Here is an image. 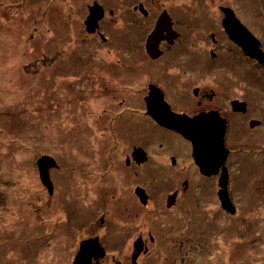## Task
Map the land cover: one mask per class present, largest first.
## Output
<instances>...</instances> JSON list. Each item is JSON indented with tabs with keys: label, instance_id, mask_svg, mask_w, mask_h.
<instances>
[{
	"label": "rangeland",
	"instance_id": "1",
	"mask_svg": "<svg viewBox=\"0 0 264 264\" xmlns=\"http://www.w3.org/2000/svg\"><path fill=\"white\" fill-rule=\"evenodd\" d=\"M141 3L150 13L174 12L198 51L215 33L229 62L231 98L239 86L252 105L249 119L263 123L253 131L231 120L228 147L244 151L232 159L234 214L223 213L218 198H200L203 187L222 190V173L193 180L198 193L186 210L166 208L179 173L146 176L155 200L149 213L131 202L138 182L125 158L136 129L123 123L120 133L110 112L142 89L138 78L125 82L129 57H143L147 25L134 12ZM221 6L264 51V0H0V264H73L90 238L107 253L102 264H133V242L148 233L157 242L135 264H264V65L223 38ZM95 7L102 16L92 28ZM44 156L56 162L48 168L54 194L37 164Z\"/></svg>",
	"mask_w": 264,
	"mask_h": 264
},
{
	"label": "flooded vegetation",
	"instance_id": "2",
	"mask_svg": "<svg viewBox=\"0 0 264 264\" xmlns=\"http://www.w3.org/2000/svg\"><path fill=\"white\" fill-rule=\"evenodd\" d=\"M219 9L222 14L220 33L223 38L233 43L236 49L241 51L243 59L249 60L255 65H264L259 60L257 61L245 54L243 48L230 37L226 23L230 25L234 21L231 19L227 22V14L232 12L235 18L252 34L248 27L235 12L227 9L230 12L228 13L223 6ZM134 12L139 13V17L146 21L147 30L142 43L143 57L140 60L141 62L134 61L132 57H129V63H127L129 80L125 82L127 85L132 86L133 80L138 78L142 84V89L137 94L133 92L137 96L133 102H130L129 106H122L123 103H118L117 101L115 106H113L112 112H110V121L114 125V129H119L120 133L124 129L122 127L123 123L129 132L136 129L135 138L129 137L131 142L125 158L127 166L136 169L133 175L138 182L136 185H132L131 202L139 207V211L149 213L151 208L149 205L155 200L149 189L144 185V181L147 179L146 176L150 178L154 173H161L163 176L165 173L176 175L179 173L180 177L178 179L177 176V182L174 183L175 186H171L174 190L168 195L166 208L171 211L186 210L184 206L192 199L191 195L195 191L198 193V188L192 184L193 180L218 179L221 173H228L230 179L232 159L235 158V154L239 153L237 158H240V155L244 153L242 150L238 152V145L237 147L235 144L232 145V149L228 147L229 142L232 141L228 139L230 128L233 125L231 120L238 121L239 127L242 128H245L247 123L248 129L250 128L253 131L261 128L263 123L259 120L249 119L250 115H252V105L246 96L241 98L242 89L239 86L235 94L237 97L231 98L228 86L229 62L227 58H222L221 51L224 48L220 47L215 33H210V36L205 37L201 41L200 44L203 46L201 47V52L195 48L196 38L192 39L188 35H183L181 31L182 25L175 22L174 12L171 13L169 10L164 9L150 13L143 3L139 6L134 4ZM223 18L226 19L223 20ZM189 28L194 30L193 27L189 26ZM232 28L234 27L232 26ZM201 34L207 36L208 33L204 31ZM95 35H97L96 32ZM99 36L106 42V38L101 32ZM179 47L180 49H178ZM220 49L221 51H219ZM134 115H137L136 124L133 121ZM205 115L210 116L215 122L218 121L217 126L224 123L226 128L224 141L229 153L224 164L216 172H211L217 173L215 175L204 174L205 172L197 165L194 158L193 141L187 139L179 132L177 130L178 126L171 127L165 124L169 123V118L171 117L173 120H179L180 124L186 120L190 121L194 125L193 127L200 128L195 120ZM118 118L121 121L119 122L121 127L118 126L117 128L113 122ZM110 121L108 122L109 124H111ZM180 166L181 169L179 168ZM138 169H141L140 173ZM180 173H183L186 177H182L183 175H180ZM102 177L104 179L105 175H102ZM49 179L51 190H53L54 194V180L53 178L51 179L50 173ZM230 188L229 181L227 190L232 205L236 209ZM214 189L215 187H203L200 198L204 199L212 196L216 201L218 198L219 201L217 203L220 202L222 212L229 214L221 201V190L218 189L215 192ZM104 222L105 218L103 217L101 223L104 224ZM92 239L94 238L81 241L80 250L83 242ZM96 239L100 243L99 238ZM139 241H141L142 247L140 252L138 251L140 247ZM156 242L157 238L152 234L148 233L147 239L146 236L140 234L136 241L133 242V264L136 263V258L147 254L151 249L150 247L155 245ZM106 255L107 253L105 252L103 258L98 257L97 259L93 253L92 259L94 263L91 262V264H102L101 261L105 259Z\"/></svg>",
	"mask_w": 264,
	"mask_h": 264
},
{
	"label": "water",
	"instance_id": "3",
	"mask_svg": "<svg viewBox=\"0 0 264 264\" xmlns=\"http://www.w3.org/2000/svg\"><path fill=\"white\" fill-rule=\"evenodd\" d=\"M229 10H227L228 12ZM231 11V10H230ZM230 13V12H228ZM102 16L101 9L97 7L91 8V15L88 20V25L92 28L95 26L97 20ZM227 22L233 19L234 23L228 25L226 23L228 33L230 37L240 45L245 54L248 56L259 60L260 63H264V52L261 49V45L257 38L251 34L234 16L231 14H227ZM235 19V20H234ZM232 26L234 28H232ZM92 30V29H90ZM168 117V116H167ZM184 117V116H178ZM179 120H173L171 117L169 118V123H165L168 126L176 127L177 130L181 132L187 139L192 140L194 144V158L196 160L197 165L201 168L204 174L212 175L217 173L218 168H220L229 153V150L225 147V125L224 123L219 124L217 126L218 121L215 122L210 116H201L195 120L200 128L193 127L190 121H186L184 123H179ZM192 125V126H191ZM38 167L40 169L41 178L45 184L48 182L51 186V182L49 181V171L48 168L55 166L56 162L53 157L44 156L37 161ZM220 186L222 190L220 191L221 201L224 205V208L231 212L235 213L236 209L233 207L232 202L229 198L227 186L229 182L228 173H222L220 178ZM139 249L141 250V241H139ZM137 244V245H138ZM95 254V257L103 258L105 256V250L99 244L98 239L88 240L81 244V251L76 256L73 264H91L92 254ZM99 264V263H98Z\"/></svg>",
	"mask_w": 264,
	"mask_h": 264
}]
</instances>
